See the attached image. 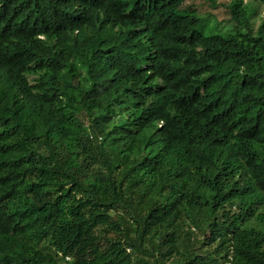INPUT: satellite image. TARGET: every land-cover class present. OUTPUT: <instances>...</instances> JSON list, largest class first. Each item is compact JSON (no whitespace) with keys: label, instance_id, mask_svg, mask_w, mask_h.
I'll use <instances>...</instances> for the list:
<instances>
[{"label":"trees","instance_id":"obj_1","mask_svg":"<svg viewBox=\"0 0 264 264\" xmlns=\"http://www.w3.org/2000/svg\"><path fill=\"white\" fill-rule=\"evenodd\" d=\"M184 2L0 0V264H264V22Z\"/></svg>","mask_w":264,"mask_h":264},{"label":"rangeland","instance_id":"obj_2","mask_svg":"<svg viewBox=\"0 0 264 264\" xmlns=\"http://www.w3.org/2000/svg\"><path fill=\"white\" fill-rule=\"evenodd\" d=\"M232 1L234 0H185L184 9L195 12L198 15H205L209 18L217 19L220 24H218L219 28L216 32L227 33L228 31H232L236 26V23L230 20L231 12L229 5ZM243 1L248 7L249 12L255 11L250 25L256 31L258 26L264 22V5L257 0ZM212 23V26L217 25L215 21H212ZM202 32L208 33V28L206 30L202 29Z\"/></svg>","mask_w":264,"mask_h":264}]
</instances>
